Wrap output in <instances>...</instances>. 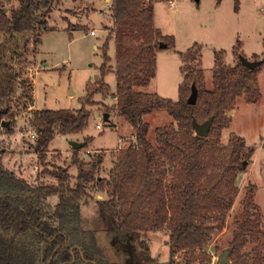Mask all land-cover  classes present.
<instances>
[{
	"label": "trees",
	"instance_id": "obj_1",
	"mask_svg": "<svg viewBox=\"0 0 264 264\" xmlns=\"http://www.w3.org/2000/svg\"><path fill=\"white\" fill-rule=\"evenodd\" d=\"M12 1L0 0V37L13 40L16 35L34 33L37 44L61 0H18L8 6ZM156 1L112 0L113 25L106 28L116 46L114 66H110L107 46L98 86L84 97L80 108H35L32 112L31 124L37 135L29 148L43 160L57 134L69 136L86 129L94 93L108 90L104 77L113 71L117 80L114 107L133 127L135 139L121 146L107 176H100L105 152L93 154L86 162L78 157L80 148H73L77 174L54 166L48 173L56 182L33 184L9 168L3 161L4 151H0V264H123L105 256L95 231L80 227L79 213L89 201V189L106 194L97 199L102 213L131 240L132 258L124 264H159L147 238L157 230L169 233L170 259L163 264H213L214 254L208 246L227 225L239 193L243 160L249 161L255 153V148L235 133L223 143L222 130L230 125L228 112L239 96L247 95L255 102L260 95V66L250 70L241 61L226 65L216 54L214 86L202 87L201 70L194 67L202 47L195 45L181 53L185 79L178 100L139 91L136 87L149 85L156 74L157 51L163 48L160 43L175 46L173 36H165L154 26ZM5 43L0 44V128L3 121L10 122L4 128L11 132L17 113L10 99L19 73L7 61L10 49ZM193 83L199 95L195 104L188 102ZM25 95L34 101L33 89ZM155 109L169 113L174 122L157 126L155 143H151L144 118ZM210 117L213 123L208 136L196 134L193 121L204 123ZM91 140L87 138L83 147ZM253 191L250 186L236 216L230 262L225 264H264V246L259 244L262 214ZM54 195L58 202L51 213L45 199Z\"/></svg>",
	"mask_w": 264,
	"mask_h": 264
},
{
	"label": "rangeland",
	"instance_id": "obj_2",
	"mask_svg": "<svg viewBox=\"0 0 264 264\" xmlns=\"http://www.w3.org/2000/svg\"><path fill=\"white\" fill-rule=\"evenodd\" d=\"M111 1L61 0L50 13L49 29L41 34L37 44L34 43V33L16 35L13 40L0 37V44L6 42L10 49L7 61L19 73L16 91L10 99L17 118L11 132L4 128L5 125L0 128V151H4L6 165L33 184L56 182V177L48 173L55 169L54 166L68 168L70 173L77 174L78 166L72 161V141L84 146L87 138L92 139L78 152L79 159L86 162L93 154L105 152L100 172L104 177L114 166L121 146L135 139L133 127L114 107L116 100L112 95L116 91L117 80L115 73L110 71L104 77L108 90L102 94L94 93L93 104L89 106L91 117L83 132L69 136L57 134L50 144L47 158L43 160L29 148V142L35 139L31 124L35 108H80L84 97L98 86L101 69L106 62L104 50L107 46L110 66H114L116 46L106 28L113 25L109 11ZM15 4L18 0H13L8 6ZM154 11V26L165 36H173L175 46L157 51L156 74L149 85L137 86L139 91L178 100L185 79L181 70V53L195 45L202 47L201 55L197 52L198 58L194 62L195 71L201 70L202 87L214 86L218 65L216 54L226 65H237L241 55L251 61H264V0H175L174 3L158 0L154 3ZM75 25L79 27L75 28ZM91 30H95L96 35H92ZM14 51L16 54L12 53ZM258 76L260 95L255 102L247 95L239 96L234 109L228 112L232 121L222 130L223 143L226 144L235 133L244 137L246 143L255 148V153L238 176L239 193L224 231L216 234L208 246L215 255L213 264L221 252L229 248L236 216L241 212L242 201L250 186H253L262 214L263 233L259 244L264 246V63L260 65ZM32 89L34 101L25 95L27 91L32 93ZM104 112H109V120H105ZM144 119L149 123L147 138L151 143H155L157 126L174 122L169 113L160 109L153 110ZM98 124L101 128L97 127ZM89 194L88 203L82 205L79 213L81 229L95 231L100 249L110 260L128 263L132 258L130 238L115 228L97 203V199L105 198L106 194L92 189H89ZM45 201L48 211L54 212L57 196ZM58 222L55 221L56 224ZM147 238L153 258L159 264L167 263L170 259L169 233L165 230L151 231Z\"/></svg>",
	"mask_w": 264,
	"mask_h": 264
},
{
	"label": "water",
	"instance_id": "obj_3",
	"mask_svg": "<svg viewBox=\"0 0 264 264\" xmlns=\"http://www.w3.org/2000/svg\"><path fill=\"white\" fill-rule=\"evenodd\" d=\"M199 1V0H197ZM161 47H167L166 44L164 43H160ZM240 60L242 62V64L244 66H246L247 68H249L250 70H253L255 67L260 66L263 62V60H248L246 59L244 56H240ZM190 96L188 97V102L191 104H195L198 100V88L196 83H193L191 86V93L189 94ZM104 118L105 120H109L110 119V114L109 112H104ZM7 121H3L2 125H6L8 126ZM213 123V117H210L207 121H205L204 123H198L196 120L193 121V126L194 129H196V134L200 135V136H208L209 131H210V127ZM72 146L73 148H81L83 146V143L77 142V141H72ZM244 166H246L247 162L246 160H243ZM232 251V248H225V250H223L221 252V254L218 256L217 261L220 264H225V263H229L230 262V253Z\"/></svg>",
	"mask_w": 264,
	"mask_h": 264
},
{
	"label": "built area",
	"instance_id": "obj_4",
	"mask_svg": "<svg viewBox=\"0 0 264 264\" xmlns=\"http://www.w3.org/2000/svg\"><path fill=\"white\" fill-rule=\"evenodd\" d=\"M168 1H169L170 3H174L175 0H168ZM90 33H91L92 35H96V31H95V30H91ZM97 127H98V128H101V126H100L99 124L97 125ZM36 135H37V134L35 133V134L33 135V138H35ZM214 258H215V255H214Z\"/></svg>",
	"mask_w": 264,
	"mask_h": 264
}]
</instances>
